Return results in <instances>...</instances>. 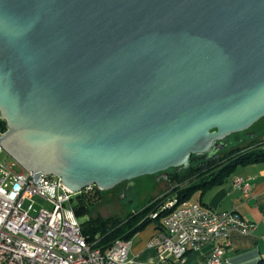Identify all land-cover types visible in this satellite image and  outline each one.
Returning <instances> with one entry per match:
<instances>
[{
  "label": "water",
  "instance_id": "obj_1",
  "mask_svg": "<svg viewBox=\"0 0 264 264\" xmlns=\"http://www.w3.org/2000/svg\"><path fill=\"white\" fill-rule=\"evenodd\" d=\"M0 115L36 180L168 179L264 117V0H0Z\"/></svg>",
  "mask_w": 264,
  "mask_h": 264
},
{
  "label": "built area",
  "instance_id": "obj_2",
  "mask_svg": "<svg viewBox=\"0 0 264 264\" xmlns=\"http://www.w3.org/2000/svg\"><path fill=\"white\" fill-rule=\"evenodd\" d=\"M233 185L245 200L253 196L251 177L238 176ZM93 186L84 190L92 191ZM79 193L62 179L42 174L36 180L33 172L0 163V264H180L188 252L203 249L209 254L201 264H222L230 233L250 234L257 228L237 209L218 211L186 201L163 220L147 243L157 260L141 262L130 256L131 240H117L103 250L85 237L75 209ZM35 198L51 209L41 208L32 215ZM167 205L168 201L163 207Z\"/></svg>",
  "mask_w": 264,
  "mask_h": 264
},
{
  "label": "trees",
  "instance_id": "obj_3",
  "mask_svg": "<svg viewBox=\"0 0 264 264\" xmlns=\"http://www.w3.org/2000/svg\"><path fill=\"white\" fill-rule=\"evenodd\" d=\"M7 129V123L0 115V135ZM254 138L249 134L250 142L244 146H227L225 149L193 155L192 157L197 158L192 159L188 169L178 171L168 178L172 185L170 189L161 196L149 200L141 210L133 211L123 217L91 215V206L95 205L91 201L92 196L102 197L104 191L93 186L94 192L91 196V191L83 190L77 195L75 206L76 214L81 219L83 234L89 241L96 242V246L107 250L117 240H132L150 224H155L156 228L162 227L164 217H167L176 206L173 209L163 207L170 199L176 198L178 204L190 201L197 192L204 193L223 184L238 166L264 163V143ZM206 155L208 157H205ZM152 213L157 215L152 217ZM258 264H264V259Z\"/></svg>",
  "mask_w": 264,
  "mask_h": 264
},
{
  "label": "crops",
  "instance_id": "obj_4",
  "mask_svg": "<svg viewBox=\"0 0 264 264\" xmlns=\"http://www.w3.org/2000/svg\"><path fill=\"white\" fill-rule=\"evenodd\" d=\"M238 176L251 177L253 196L248 200L233 185L234 178ZM190 202H197L218 211L237 209L245 219L257 224L256 230L250 234L238 231L230 233V245L226 249L222 264H258L264 259V163L237 167L223 184L204 193L197 192ZM155 231L156 225L150 224L132 238L131 257L141 262L157 260L156 251L147 247ZM208 254V249L190 251L180 264H201Z\"/></svg>",
  "mask_w": 264,
  "mask_h": 264
},
{
  "label": "rangeland",
  "instance_id": "obj_5",
  "mask_svg": "<svg viewBox=\"0 0 264 264\" xmlns=\"http://www.w3.org/2000/svg\"><path fill=\"white\" fill-rule=\"evenodd\" d=\"M250 133H253L252 137H255L254 140L264 143V117L259 119L248 130L228 136L225 139V143L229 147L236 145L244 146L250 142V139H248ZM242 139H245V141L241 142ZM10 162L15 161L7 152L0 149V163ZM14 169L20 171L22 168L16 163ZM171 187L172 185L169 179L159 178V176L154 174L139 176L132 180H128V182L123 181L110 190H102L104 191L102 197L99 195L92 196L94 192V189H92L91 201H93L95 205L91 206L90 214L94 216L123 217L133 211L141 210L145 203L161 196V194ZM41 208L51 209V205L41 198H35V207L32 211V215H36ZM135 236L133 238H135Z\"/></svg>",
  "mask_w": 264,
  "mask_h": 264
},
{
  "label": "bare ground",
  "instance_id": "obj_6",
  "mask_svg": "<svg viewBox=\"0 0 264 264\" xmlns=\"http://www.w3.org/2000/svg\"><path fill=\"white\" fill-rule=\"evenodd\" d=\"M16 163L17 162H10V166H16ZM19 165V164H18ZM22 170V173H29L28 171L24 170L23 168L21 169ZM48 176H52V179H61V177L57 176V175H48ZM176 205V206H175ZM180 204H178V200L176 198H173V199H170L168 201V205L164 208H172L174 207V209L172 211H170L171 213L170 214H173V212H175V209L179 206ZM169 214V213H168ZM170 214L168 216H170ZM157 215V213H152V217H155ZM167 216V217H168ZM167 217H164V219H166ZM163 219V220H164ZM128 240H123L121 239L120 242H127Z\"/></svg>",
  "mask_w": 264,
  "mask_h": 264
},
{
  "label": "flooded vegetation",
  "instance_id": "obj_7",
  "mask_svg": "<svg viewBox=\"0 0 264 264\" xmlns=\"http://www.w3.org/2000/svg\"><path fill=\"white\" fill-rule=\"evenodd\" d=\"M225 139H226V138H225ZM225 139L222 141V142L224 143V145H225V147H224L223 149H225V148L227 147V144L225 143ZM176 172H178V171L176 170V168H170V169H168V170L166 171V173H167V175H168V178H169L172 174H174V173H176ZM156 176H161L160 178H163V173H157ZM127 182H128V181H127Z\"/></svg>",
  "mask_w": 264,
  "mask_h": 264
}]
</instances>
